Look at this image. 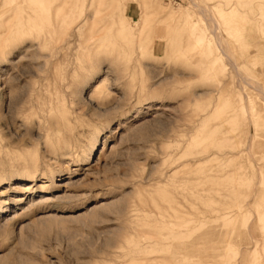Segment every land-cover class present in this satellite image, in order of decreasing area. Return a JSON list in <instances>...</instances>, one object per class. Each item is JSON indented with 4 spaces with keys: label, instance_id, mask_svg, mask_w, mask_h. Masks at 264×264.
<instances>
[{
    "label": "rangeland",
    "instance_id": "obj_1",
    "mask_svg": "<svg viewBox=\"0 0 264 264\" xmlns=\"http://www.w3.org/2000/svg\"><path fill=\"white\" fill-rule=\"evenodd\" d=\"M0 210V264H264V0H0Z\"/></svg>",
    "mask_w": 264,
    "mask_h": 264
},
{
    "label": "bare ground",
    "instance_id": "obj_2",
    "mask_svg": "<svg viewBox=\"0 0 264 264\" xmlns=\"http://www.w3.org/2000/svg\"><path fill=\"white\" fill-rule=\"evenodd\" d=\"M91 1V0H90ZM142 1V0H141ZM40 7V6H39ZM68 7V6H67ZM102 12V11H101ZM202 14H204L205 15V18H206V21L208 22V24L209 25H211L212 27H210V29H211V31L214 33V34H216L215 32H217V27H216V24L214 23V20H213V18H212V16H211V14H210V12L209 11H207V10H202ZM94 27H95V25H93ZM73 27V26H72ZM97 34V33H96ZM96 34H95V36H96ZM93 35V34H92ZM216 36V35H215ZM219 39V38H218ZM222 43V42H221ZM219 44V43H218ZM219 46V45H218ZM222 46V45H221ZM219 48H220V46H219ZM224 49V48H223ZM223 49H222V51H223ZM226 49H228L227 48V45H226ZM224 51H225V49H224ZM223 53V52H222ZM105 54V53H104ZM103 54V55H104ZM227 54V53H226ZM224 55V54H223ZM109 57H110V55H109ZM112 57H115V56H112ZM225 57V56H224ZM228 58V57H227ZM229 59V58H228ZM230 61H231V59H229ZM229 64H231V63H229ZM235 70V69H234ZM236 73V72H235ZM247 81V80H246ZM250 81V80H249ZM248 82V81H247ZM253 86V85H252ZM261 87V86H260ZM257 90V89H256ZM4 209V208H3ZM1 211V210H0Z\"/></svg>",
    "mask_w": 264,
    "mask_h": 264
}]
</instances>
